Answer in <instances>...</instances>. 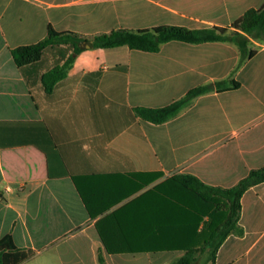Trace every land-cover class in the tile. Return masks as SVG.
<instances>
[{
  "label": "crops",
  "instance_id": "obj_1",
  "mask_svg": "<svg viewBox=\"0 0 264 264\" xmlns=\"http://www.w3.org/2000/svg\"><path fill=\"white\" fill-rule=\"evenodd\" d=\"M263 4L0 0V237L11 236L17 248L31 253L18 264H98V250L106 264L175 261L180 250L108 253L97 227L111 247L125 246L124 229H146L143 211L152 204L150 195L161 194L148 190L159 182L190 174L230 188L264 167V40L249 38L254 53L243 60L227 42L170 41L157 52L84 43L48 93L35 73L27 79L12 49L40 41L49 27L87 37L166 24L228 27ZM226 79L238 87L202 94L165 122L134 112ZM152 174L158 176L137 189ZM128 202L129 221L126 210H117ZM240 202L243 233L226 237L214 264H264V182L246 189ZM132 239L140 244L137 235ZM149 244L167 243L152 238Z\"/></svg>",
  "mask_w": 264,
  "mask_h": 264
},
{
  "label": "trees",
  "instance_id": "obj_2",
  "mask_svg": "<svg viewBox=\"0 0 264 264\" xmlns=\"http://www.w3.org/2000/svg\"><path fill=\"white\" fill-rule=\"evenodd\" d=\"M249 38L264 40V4L245 11L228 27L188 29L166 24L138 30L117 28L90 37L70 31H56L49 27L43 39L34 44L16 47L12 49L11 55L27 79L34 73L37 75L39 66L49 53L58 59L54 65L37 75L44 91L48 93L67 75L75 57L84 50V43H89L94 49L126 46L145 52H157L162 44L170 41L189 44L227 42L237 47L243 60L254 53L249 48ZM238 85L233 79L219 80L213 84L191 88L181 98L166 106L135 107L134 112L146 121L162 123L188 107L196 97L212 90L235 89ZM157 176L158 174H152L150 179H141L137 189L146 186ZM261 182H264V167L251 170L230 188L206 185L190 174H174L148 190L161 194H152L149 197L152 204L142 214L143 220L149 221L145 230L137 233L123 230L125 246L111 247L96 227L108 253L180 250L182 254L170 264H194L198 255L207 252V261L214 264L216 252L226 237L243 233L238 223L242 194L249 187ZM145 195H139L138 199ZM130 202L117 210H129ZM125 219H131L129 212ZM131 235H137L140 244L135 245ZM152 238H162L167 244L150 245ZM30 254L17 248L11 236L0 237V264H18ZM97 261L98 264H106L100 250L97 251Z\"/></svg>",
  "mask_w": 264,
  "mask_h": 264
},
{
  "label": "rangeland",
  "instance_id": "obj_3",
  "mask_svg": "<svg viewBox=\"0 0 264 264\" xmlns=\"http://www.w3.org/2000/svg\"><path fill=\"white\" fill-rule=\"evenodd\" d=\"M58 59L51 55L50 53L43 59L41 65L38 68L37 75H39L43 70L48 69L52 65H54ZM207 252H204L203 254H200L196 257V260L194 264H211L210 262L207 261Z\"/></svg>",
  "mask_w": 264,
  "mask_h": 264
}]
</instances>
